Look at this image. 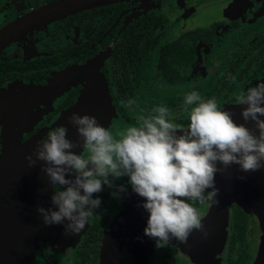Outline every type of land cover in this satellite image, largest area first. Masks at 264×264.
<instances>
[{
	"label": "flooded vegetation",
	"instance_id": "1",
	"mask_svg": "<svg viewBox=\"0 0 264 264\" xmlns=\"http://www.w3.org/2000/svg\"><path fill=\"white\" fill-rule=\"evenodd\" d=\"M76 1L0 0L4 249L13 250L21 225L20 239L32 243L36 264H264V207L257 213L230 206L219 256L200 252L196 242L187 252L175 239L159 249L156 240L121 243L115 226L135 194L128 177L115 181L127 188L122 198H113L115 189L106 185L94 194L102 205L78 235H65L63 224L43 223L37 208L53 207L54 189L41 171L45 162L30 168L26 157L56 127L76 131L68 124L72 113L96 117L119 139L159 106L187 127L183 102L193 91L204 100L214 97L225 110L237 106L241 91L264 83V0ZM130 99L135 104L124 107ZM193 206L203 219L211 208Z\"/></svg>",
	"mask_w": 264,
	"mask_h": 264
},
{
	"label": "clouds",
	"instance_id": "2",
	"mask_svg": "<svg viewBox=\"0 0 264 264\" xmlns=\"http://www.w3.org/2000/svg\"><path fill=\"white\" fill-rule=\"evenodd\" d=\"M121 103L131 108L135 101ZM235 103L246 106L241 112L245 123L238 124L234 113L218 107L214 97L204 100L193 91L183 102L190 118L187 127L172 122L168 107L159 106L154 114L139 116L136 125L118 134L119 139L96 117L72 113L68 124L76 129L78 140L69 139L68 127L60 125L37 141L26 157L30 168L45 162L41 171L54 189L53 207L37 208L43 223L63 224L65 235H78L102 205L94 194L106 185L115 189L113 198L120 199L127 188L115 181L128 177L132 191L145 201L138 205L149 214L144 235L156 240V248L173 239L187 243L193 231L207 239L202 215L193 204H219L216 174L232 165L243 172L264 168V83L241 91Z\"/></svg>",
	"mask_w": 264,
	"mask_h": 264
},
{
	"label": "water",
	"instance_id": "3",
	"mask_svg": "<svg viewBox=\"0 0 264 264\" xmlns=\"http://www.w3.org/2000/svg\"><path fill=\"white\" fill-rule=\"evenodd\" d=\"M111 1L113 0H77L76 2L79 4L86 3V5H100ZM59 10L60 8L58 6L52 8L53 12H59ZM244 107L246 106L237 105L226 108L225 110L233 112L234 120L240 124L245 123L241 116ZM247 127L254 128V125L248 123ZM72 136L75 138V141L79 139L76 131L69 130L68 138L72 139ZM7 155L11 156L10 153ZM4 164L10 165L9 162H4ZM218 166L223 167L222 165ZM4 180L6 179L2 178V181ZM215 184L220 189L217 197L219 204L211 206L209 214L202 220L209 236L205 239L202 232L193 231L189 236L190 239L185 243L187 252L189 248V252L191 253L190 247L193 242H196L199 245L200 252L205 253L208 251L210 255L213 253L215 256H219L226 240L225 229L228 223V211L231 205L237 204L248 211L257 213H261L263 210L264 168L256 172H243L240 170L239 165H232L223 174H216ZM4 188L5 184L0 185V195H4L6 192ZM208 191H211V189ZM144 202L143 198L134 194L127 209L116 224L115 229L119 234L118 236H121V243L127 244L130 242L135 245H150L155 241L144 235L149 214L142 207H138V205ZM2 214H4V210H0L1 220L3 219ZM23 230L24 228L21 225H17V244L15 245V242H13L12 249H16L14 251L11 250L12 252L4 249L5 244H1L2 241H0V264H36L35 255L32 252V243L24 240L21 241L20 239L23 236ZM138 237L140 239H137ZM261 256L264 261V251Z\"/></svg>",
	"mask_w": 264,
	"mask_h": 264
},
{
	"label": "rangeland",
	"instance_id": "4",
	"mask_svg": "<svg viewBox=\"0 0 264 264\" xmlns=\"http://www.w3.org/2000/svg\"><path fill=\"white\" fill-rule=\"evenodd\" d=\"M201 16H202V17H206V16H205V13H204V14H202Z\"/></svg>",
	"mask_w": 264,
	"mask_h": 264
}]
</instances>
